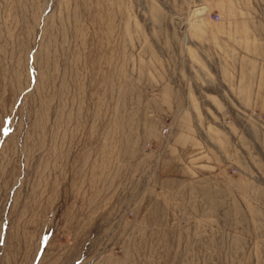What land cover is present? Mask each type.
<instances>
[{
	"label": "rangeland",
	"instance_id": "374dc122",
	"mask_svg": "<svg viewBox=\"0 0 264 264\" xmlns=\"http://www.w3.org/2000/svg\"><path fill=\"white\" fill-rule=\"evenodd\" d=\"M0 264H264V0H0Z\"/></svg>",
	"mask_w": 264,
	"mask_h": 264
},
{
	"label": "crops",
	"instance_id": "0c3cea01",
	"mask_svg": "<svg viewBox=\"0 0 264 264\" xmlns=\"http://www.w3.org/2000/svg\"><path fill=\"white\" fill-rule=\"evenodd\" d=\"M183 119V123H184V126L180 129L181 132H178L177 135L179 136L178 137V143L176 144V147L178 146L179 148L180 147H185L186 145L184 144V141L186 143L189 142H192V140L194 139L193 137V134H192V127H191V121L189 120V115H183L182 117Z\"/></svg>",
	"mask_w": 264,
	"mask_h": 264
},
{
	"label": "water",
	"instance_id": "95a60500",
	"mask_svg": "<svg viewBox=\"0 0 264 264\" xmlns=\"http://www.w3.org/2000/svg\"><path fill=\"white\" fill-rule=\"evenodd\" d=\"M195 10L198 11V12H204L206 10V7L205 6H201V7L196 8Z\"/></svg>",
	"mask_w": 264,
	"mask_h": 264
},
{
	"label": "built area",
	"instance_id": "2783aa9c",
	"mask_svg": "<svg viewBox=\"0 0 264 264\" xmlns=\"http://www.w3.org/2000/svg\"><path fill=\"white\" fill-rule=\"evenodd\" d=\"M219 17H220V16L217 15L216 19L219 20ZM162 132H163L164 134H166V133L168 132V127L163 128V129H162Z\"/></svg>",
	"mask_w": 264,
	"mask_h": 264
}]
</instances>
